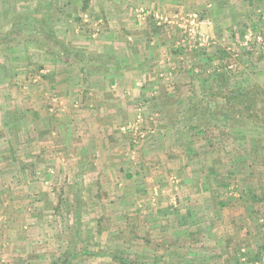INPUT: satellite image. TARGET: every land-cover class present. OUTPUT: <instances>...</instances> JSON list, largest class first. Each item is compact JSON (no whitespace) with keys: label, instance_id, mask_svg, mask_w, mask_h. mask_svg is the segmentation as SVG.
<instances>
[{"label":"rangeland","instance_id":"374dc122","mask_svg":"<svg viewBox=\"0 0 264 264\" xmlns=\"http://www.w3.org/2000/svg\"><path fill=\"white\" fill-rule=\"evenodd\" d=\"M42 1L45 0H0V24L6 9L26 14ZM223 1L236 6L234 0ZM81 6V0H54V7L42 8L41 14L48 9L55 13V32L67 46L101 57L93 44L95 19L91 9H95L96 2L91 0L86 12ZM137 9L138 19H145L141 10L146 7ZM256 10L245 15L246 21L240 28H235L231 19L228 31L229 28H217L208 32L201 28L213 39L205 48L190 46L182 30L179 37L185 46L181 49L200 51L196 57L201 62L197 64L194 60L195 69H190L198 86L206 90L196 95L195 105H200V109L192 121L182 124H178L180 118L188 117L192 111L183 110L178 118L169 109L168 117L178 119L170 125L150 123V117L142 125L138 121L128 125L130 155L124 166L115 165V171H111L97 161V156L76 157L70 148L80 145L77 133L69 135L70 141H63L64 145L53 147L52 144L49 160L53 169L49 177L41 172L44 168L40 164V174L35 175V185L39 188L25 190L23 186L27 182L11 191V203L17 215H11L3 223L7 230L2 231L11 236L13 243L18 241L19 246L14 247L19 256L14 257L17 262L0 260V264H51L65 253L73 256L84 248L94 254L75 257L72 264H121L114 256H128L131 262L145 264L186 262L217 242V235L222 232H227L228 238L234 236L227 240L232 259L238 257L241 262L245 259L248 263L264 264V257L257 256L264 237V137L205 118L208 109L224 106L227 96L257 85L264 89V14ZM41 14L35 16L41 17ZM199 17L197 22L201 27ZM68 20L72 24L65 34L57 27ZM7 21L8 18L4 22ZM1 25L2 34L11 27ZM27 30L34 31H30L33 37L44 40L37 23ZM19 35L24 37L23 32ZM215 51L218 54L210 61L207 53ZM5 54L0 47V91L18 90L22 97L28 91L26 83L30 77H40L36 84L42 91L50 84L41 71L62 65L33 44L18 45ZM100 62L97 59L92 65L100 68ZM223 72H227L228 80L221 85L217 76ZM6 92L0 97L8 101L11 96ZM17 98L9 101L17 102ZM51 104L49 113L56 114L61 105L52 99ZM85 145L90 146L87 142ZM152 145L153 149L145 150ZM101 157L98 158L105 161ZM104 168L108 173L102 172ZM40 182L44 184L43 189ZM197 230L218 234L215 237L208 234L204 241L188 236ZM28 235L34 236L28 238ZM10 246L7 251L11 250ZM102 251L104 254H99Z\"/></svg>","mask_w":264,"mask_h":264},{"label":"crops","instance_id":"0c3cea01","mask_svg":"<svg viewBox=\"0 0 264 264\" xmlns=\"http://www.w3.org/2000/svg\"><path fill=\"white\" fill-rule=\"evenodd\" d=\"M93 1L96 2L95 9H91V15L95 19L93 44H96L94 49L101 57L89 56V60L94 64V61L99 59L100 68L89 65L91 70L89 72L86 69H72L65 64H52V67L41 71L45 74L47 84H50L47 88L44 86L42 91H39L40 87L36 84L40 77L29 78L31 80L26 83L28 91L23 97L18 90L0 91V96L5 92L11 96L7 98L8 101L0 97V260L2 261L15 262L14 257L19 256L18 249L14 247V245L19 246L18 241L13 243L11 236L2 231L3 228L7 230L3 223L17 215L11 203V191L27 182L28 184L23 186L24 189L35 190L37 179L35 175L40 174V164L44 168L41 172L49 177L48 173L53 169L49 160L52 157L50 155L52 144L53 147L64 145L63 141H70L69 135L77 133L80 145L78 148H70L74 150L75 156L79 159L97 156V161H100L102 166L115 171V165L124 166L130 155L128 147L131 142V132L126 130L128 125L136 121L142 125L144 119L148 117L150 123L153 121L161 125L174 124L172 122L178 119L168 117L166 111L169 109L174 110L175 117L178 118L181 111H192L188 117L183 115L178 124L186 120L192 121L196 117L200 109V105H195L196 95H202L206 90L203 86H198L195 73L190 69H195V61L197 64L201 62L200 58L196 57L200 51L181 49L185 46L181 45L182 39L179 37L182 30L185 31L181 26L190 24L181 22L180 16L199 14L200 17L197 16L202 19L201 28L211 32L217 28L230 30L231 25L228 23L230 19L235 28L242 27L247 18L245 15L254 14L256 9L258 14H264V0H234L235 7L223 0ZM138 5L146 7L148 13L145 19H138ZM158 14L170 21L167 24L159 21L156 18ZM71 22L68 20L62 26L60 22L57 28L65 33ZM70 27L72 28L73 25ZM66 42H69L68 38ZM207 54L210 56L208 59L212 61L214 55L218 53L215 51ZM83 61L87 60L83 59ZM47 62L49 64L50 59ZM14 97L19 98L17 102L9 101ZM51 99L53 103L61 105L55 111L56 114L49 113ZM159 111L165 112L159 114ZM86 142L90 146L85 145ZM153 148L152 145L145 150ZM34 159H38L40 163H36ZM105 168L102 172L108 173ZM40 184L43 189L44 184L41 182ZM213 232L205 234V231L197 230L189 233L188 236L202 238L204 241L208 234L212 237L218 234ZM226 235L227 232L219 233L217 242L214 241L213 245H210V242L209 248L202 249V253L186 259V262L182 260L166 263L253 264L252 261L243 263L238 257L232 259L227 240L234 239V236L228 238ZM32 236L34 235L27 237ZM8 246L11 250L7 251Z\"/></svg>","mask_w":264,"mask_h":264},{"label":"trees","instance_id":"16d2710c","mask_svg":"<svg viewBox=\"0 0 264 264\" xmlns=\"http://www.w3.org/2000/svg\"><path fill=\"white\" fill-rule=\"evenodd\" d=\"M90 1L91 0H81V10L83 12H86L89 9ZM52 7H54V0H45L40 3L39 7L30 9V11L26 14H17L15 11L13 12L6 9L2 13L3 19L1 23L2 25H0H9L11 27L6 33H0L1 52L6 56L7 54L5 53L13 50L18 45L33 44L38 50H43L48 56H51L54 61L65 64L72 69H86L91 72L89 69V67L92 66L91 60H89L90 54L67 46L66 43L57 37L55 32V13H53L51 9H48L46 13L43 15L41 14L42 8ZM39 13L41 14V17L35 16V14ZM7 18L8 21L4 22ZM33 23H37L40 27L38 32L39 34L44 35V40L33 37L31 32L33 33L34 31L30 30V32L27 30L31 27V25H33ZM21 32L24 34L23 38H20L21 35L19 34ZM15 34H18V36ZM83 59H86L87 61L85 62ZM226 73H219L217 76V82L221 85H224V83L228 80ZM225 98V105L216 108V110L208 109L206 111L208 115L205 118H210V121L212 122L226 123L233 129L252 131L257 133L259 136L264 137V89L257 85L248 91L240 92L237 95L230 97L227 96ZM212 122L209 123L212 124ZM93 254V252L84 248L81 253L74 254L73 256L70 255V253H65L51 264H72L75 257ZM99 254L103 255L104 252L102 251ZM257 256L264 257V237L262 239V244L259 247ZM113 258L121 264H145L131 262L128 259V256H125L124 258L114 256ZM155 264L160 263L155 261Z\"/></svg>","mask_w":264,"mask_h":264},{"label":"built area","instance_id":"2783aa9c","mask_svg":"<svg viewBox=\"0 0 264 264\" xmlns=\"http://www.w3.org/2000/svg\"><path fill=\"white\" fill-rule=\"evenodd\" d=\"M147 13H148V11L146 9L141 10L142 15H147ZM156 18L158 20H161V21L164 20L165 22L170 21L169 19H163V18L159 17L158 15L156 16ZM197 19H198L197 15L180 16L181 22L183 21L187 24H190L189 26H181V28L185 29V31H184L185 35L189 38L188 41H187V39L185 41L188 42V44H190V46L205 48V47H208L210 44H212L213 39L210 37V35L208 33L204 32L201 29L200 24L197 22ZM250 36H252V35L250 34ZM257 39L259 41H262L263 38H261V36H258ZM185 41L183 40L184 43H185ZM243 262H246V260L243 259Z\"/></svg>","mask_w":264,"mask_h":264}]
</instances>
